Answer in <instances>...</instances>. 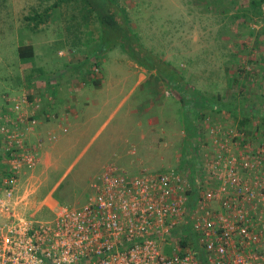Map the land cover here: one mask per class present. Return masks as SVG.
I'll list each match as a JSON object with an SVG mask.
<instances>
[{
    "label": "rangeland",
    "instance_id": "374dc122",
    "mask_svg": "<svg viewBox=\"0 0 264 264\" xmlns=\"http://www.w3.org/2000/svg\"><path fill=\"white\" fill-rule=\"evenodd\" d=\"M111 1L134 38L136 58L120 43L104 48L96 14L84 0H0V120L16 116L15 103L24 118H35L24 137L27 147L36 146L39 161L32 173L21 175L18 191L25 196L18 208L26 215L46 218L56 205L84 203L92 192L91 181L109 165L129 175L168 168L195 173L196 161L203 166L204 155L212 150L209 129L233 128L241 116L235 119L227 108L205 107L193 123L196 129H190L185 115L192 112L185 109L192 93L226 103L244 96L246 105L262 111L251 116L245 129L252 135L264 132V3L257 16L250 11L235 17L251 0ZM44 11L40 21L33 19ZM26 44L33 46L34 55L21 60L18 46ZM62 70L63 75H45ZM75 72H92L89 82L80 79L85 75L70 77ZM101 73L104 87L111 90L94 83ZM42 78L53 85L64 82L63 91L76 82L88 85L97 111L87 134L63 153L57 167L43 163L58 136L40 127L37 112L45 114L47 106L55 105L52 94H39L50 86ZM109 78L117 84H107ZM187 89L189 94L184 93ZM66 113L65 107L62 114H53L62 116L60 134L71 135ZM53 114L48 118L55 120ZM149 118L160 121L142 141L137 122L146 126ZM4 152L0 140V159ZM185 153L195 156L186 160Z\"/></svg>",
    "mask_w": 264,
    "mask_h": 264
},
{
    "label": "built area",
    "instance_id": "2783aa9c",
    "mask_svg": "<svg viewBox=\"0 0 264 264\" xmlns=\"http://www.w3.org/2000/svg\"><path fill=\"white\" fill-rule=\"evenodd\" d=\"M12 112L0 120V264H203L202 252L205 264H264V135L213 126L195 173L109 165L84 203L36 218L18 208L21 175L39 161L24 137L35 118Z\"/></svg>",
    "mask_w": 264,
    "mask_h": 264
},
{
    "label": "trees",
    "instance_id": "16d2710c",
    "mask_svg": "<svg viewBox=\"0 0 264 264\" xmlns=\"http://www.w3.org/2000/svg\"><path fill=\"white\" fill-rule=\"evenodd\" d=\"M90 8L95 12L99 26L100 31L102 33V37H104V42L106 45L104 48L109 47L112 44H121L122 49L130 56V57H137L138 49L133 44V36L130 33V29L126 27V22L124 19V16L121 12V10H118L116 7H114L113 2L111 0H84ZM264 3V0H251L247 7L245 8H239L235 11V17H239L241 15H246V13H249L252 11L254 15H259L262 10L261 7ZM46 11L43 13L36 14L33 19L34 20H41ZM249 34H253V31H251ZM115 38V39H114ZM102 48L98 47L96 52L99 53V50ZM33 46L30 44L26 45H19L18 46V57L21 60H29L33 57ZM184 93L189 94V89L184 91ZM186 99V98H185ZM188 106L185 111L191 110L192 113L185 115V119L187 121V125L190 127V129H196L194 126V122L198 120V118H201V110L206 108H211V110L215 109H223L227 108L230 113L235 117L241 116V119L237 122L238 124L236 127L238 129L243 130L246 137H252L254 139H262V135H264V132H261V134L252 135V132L249 131L247 128L245 129V126H247L251 120V116H255V114L260 113L262 111L255 110L252 106L246 105L245 98L242 96L241 100L236 101H230L229 103L223 102L219 99L209 98L202 94H194L192 93L190 96V99H186ZM183 100V101H186ZM264 119V117H262ZM198 127V126H196ZM194 134V133H193ZM195 154L191 155V157H194ZM183 157H187L186 160H189L188 153H185ZM201 165V162L198 160L195 163L194 169ZM199 169V168H198ZM197 202V196L196 193L193 191L190 195V201H189V210L194 208ZM189 227V223H188ZM192 232L188 231L187 235L191 236ZM200 259L202 260L203 264H205V260L203 257V252L200 253Z\"/></svg>",
    "mask_w": 264,
    "mask_h": 264
},
{
    "label": "crops",
    "instance_id": "0c3cea01",
    "mask_svg": "<svg viewBox=\"0 0 264 264\" xmlns=\"http://www.w3.org/2000/svg\"><path fill=\"white\" fill-rule=\"evenodd\" d=\"M57 73L59 75H63L65 73V71H63V70L60 72L59 71H50V72L46 73L45 75L48 78L49 76H47V75H52V74H57ZM91 74H92V72H90V74L88 72H75L70 77H73V76L79 77V75L81 77V75L82 76L85 75V76L81 77L80 79L83 81L85 80L84 83H88L90 80V77L88 75H91ZM111 76L112 75L109 74L107 77H111ZM140 76L141 75H139L138 78H140ZM98 79L94 82V83H96V85H100L101 88L104 90H111V88L104 87V84L106 83V81H105L106 77L103 74L101 77H98ZM42 80L47 85H50V86H49V88L44 89V91L42 90L41 93H39V94L44 93L43 95H45L46 97H47L48 93L52 94L53 95V101H54L55 105L54 106L53 105L47 106V109L42 112L45 114H41L39 111L37 112V114L40 117V120H39V123L41 124L40 127L41 128H47V129L49 128L50 131H53L58 136L56 138V141L54 142L55 145H54L53 149H51V151L49 152L51 154L49 155L48 152L45 154V159H44L43 163L46 167H48V166L57 167L59 163L61 164L60 158L65 157L63 153H66V151H68L71 147H74V143H75V141H78L79 136H84L87 134V132H85V130L87 127L89 128L91 125V122L94 119H96L97 111L92 109V107L94 105L90 102L91 95L86 91L88 89V85L85 87H82L80 82H76L75 84L74 83L70 84V86L67 87V90L63 91V89L65 88V85H66V84H64V82H61L58 85H56L57 82H55V84L53 85L51 82H48L47 80H44L43 78H42ZM59 81H60V79H59ZM117 82H118V80H112L111 78H109V80L107 81V84H109V85L114 84V86H115L117 84ZM101 88H96V89L100 90ZM90 91L92 94H94V90H90ZM47 102H49V101H47ZM93 102H96V101H93ZM121 103L122 102H119L115 106V108L112 110V113L118 109V107L121 105ZM65 107L67 108V111H68V113H66L67 116L65 117V120H66L65 123L68 126V130H70L71 135L60 134V132H59V131H61L60 128L62 127L61 123H64V122L61 119L62 116L57 118L58 116L56 114H62ZM133 112L137 113L134 110H133ZM53 113H56V114H53ZM50 114L56 115L55 120L48 118ZM43 116H46V117H43ZM159 121L160 120L157 118H149L146 121V126H144L143 123L137 122V125L140 128L139 134L137 136H139V138L142 141H144L145 139H148V137H147L148 129H152L153 127H155L159 123ZM103 124H104V122H102V125ZM99 128L97 130H95L94 134H92V135L95 136V133H98ZM66 140L69 141V142L67 141L68 144L66 143ZM59 148H60V150H58ZM148 149H149V147H148ZM79 155H80V153H79ZM51 157H54V161H51ZM190 159H191V155H190ZM181 163H183V162H181ZM71 165L72 164L69 163V166H67L66 170L69 169L71 167ZM181 165L180 166L178 165V166L181 167ZM66 170L63 173H65Z\"/></svg>",
    "mask_w": 264,
    "mask_h": 264
}]
</instances>
